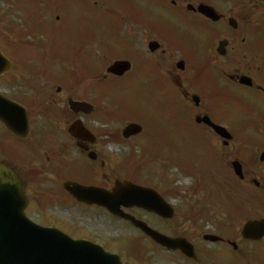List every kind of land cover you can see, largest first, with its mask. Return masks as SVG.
Masks as SVG:
<instances>
[{
  "label": "flooded vegetation",
  "instance_id": "obj_1",
  "mask_svg": "<svg viewBox=\"0 0 264 264\" xmlns=\"http://www.w3.org/2000/svg\"><path fill=\"white\" fill-rule=\"evenodd\" d=\"M69 1V0H68ZM157 2V19L159 23H172L177 26L178 23H183V20L190 21L195 19L201 23L205 20L201 18L194 10L186 9L188 5L196 4L200 0L193 1L189 0H155ZM37 4H43L45 6V13L41 14V17L46 21L52 18V14L55 16V20L61 22L62 24L70 21V17L67 16L68 12L71 10L69 5H64V0H38ZM161 3V5H159ZM54 6L56 11L53 8ZM60 12L64 13V17L60 15ZM192 15L189 17V15ZM145 12H141L143 16ZM224 22V21H223ZM221 22V23H223ZM187 31L192 27L184 24ZM57 30V28H56ZM67 34L69 31H73V28L66 27L61 30ZM38 33H45V29L39 30ZM155 33L150 36L146 41V49L150 42H153ZM144 38H148L144 36ZM165 39V38H164ZM160 36L159 50L155 52L147 53V55L155 62L160 65H167L165 58V52L168 44ZM173 47L177 48L179 51L189 52L186 47L194 45L195 42L200 45H205V51H211L214 48V42L212 45L208 46V37L206 33L195 34L192 39H184L182 36L180 39L178 37H171V39H166ZM245 44V40L242 41ZM183 44L186 46H183ZM248 45V44H246ZM233 46L230 45L229 49ZM41 69L44 66L49 65L46 62L39 63ZM260 70V68H259ZM258 70V71H259ZM166 78H171L176 83V91L173 93L169 90L170 96H172V101L175 102L184 101L182 106H186L194 111V106L192 104L195 97L199 98V102L211 103L214 99L213 89L205 87H199L197 84H190L188 87L182 82L181 76L176 75L174 71H165ZM239 76V75H238ZM241 76H248L246 74ZM256 79L253 81L254 84L251 89L247 92L242 93L241 99L244 103L250 105L255 111L252 117L254 122L244 125L243 129H237L241 125L231 124L226 126L227 130L232 134V141L227 147L223 145V139L217 136L210 127L200 126V128H187L191 125L192 117L189 115L186 117L183 127L185 129L179 131V141L178 144L187 148L192 152L193 166L184 171L179 164L173 162L172 164H166L164 169H159L155 171H134L126 169L127 172L123 176V180L126 179L132 183H136L142 187H147L153 189L158 193L161 198L169 203L174 211L175 217L186 216L192 217V229L185 231L183 228V220L179 219L177 221L179 225L178 232L187 233L188 238L195 240L193 243L196 248H199L200 264L204 262L209 256L208 250L204 249L202 245L207 246L212 251L213 255L216 257V262L224 264L231 262L234 259L233 254V243H242L241 233L235 228L240 227V215L237 211H231L223 215L224 218L219 217L222 220L216 222L215 220V207L211 206L207 202L206 197L198 198L200 193L215 194L217 198L228 197V196H242L248 192L253 193L257 196V199L264 203V161L261 162L260 155L264 152V76H254ZM21 81V79H20ZM238 79H236V82ZM23 82V81H22ZM236 85V84H235ZM229 88H234L233 84L228 85ZM25 91L28 89L27 84L23 82L20 90ZM46 91V90H45ZM50 90L45 94L35 95L33 97L34 106H37L39 113L45 114V117H41L42 122H40V131L38 132L39 138L43 140V146H47V140L52 139L50 134V129L54 127V130L63 137V140H58L56 142V147L53 148L54 151L51 154L53 161L59 163L63 157L64 160L69 162L72 160L71 154L74 153V149L80 147L78 152L82 153L85 157L88 156V152L92 151L96 154V160L93 162L95 166L89 172H83L84 175L88 176L91 174L96 181L89 182L90 185H97L110 189L112 187V181H114V169L110 167L107 163V159L110 158L109 154L105 152V145L101 142V138H97L92 144L90 141H75L66 133L68 125L78 119L79 115H75L67 111L68 100H73L75 95L73 91L62 90L61 88L55 89V93H49ZM157 92L160 96L164 95V86L158 87ZM14 95V94H13ZM170 97L169 95H165ZM171 99L168 98L167 101L170 103ZM201 100V101H200ZM78 101H85L79 99ZM86 102V101H85ZM231 107V106H230ZM220 105H212L208 111L210 116L215 119L213 112L219 110ZM82 116V115H80ZM62 123V124H61ZM54 124V126H51ZM220 125V122H219ZM251 147V148H249ZM86 148V149H84ZM174 156H179L180 152L178 150L172 149ZM40 155H37L34 159L37 160ZM184 158L189 160V155L185 154ZM47 161H50V157H47ZM99 162L103 167L108 166L106 171H101L97 169ZM236 162L242 168L241 179L234 175V168L232 164ZM174 166L182 171L184 177L175 180L169 176L168 171ZM65 172L68 170L65 168ZM95 176H94V175ZM103 182L107 184H100L98 179H102ZM179 180H191L193 182L189 183L187 186L178 185ZM85 182L87 180H84ZM207 185L204 187L203 184ZM131 212H138V210H132ZM169 222H162L165 228L168 227ZM218 236L219 241H214L209 243L205 240L206 236ZM240 262L245 263V258L242 254L238 255Z\"/></svg>",
  "mask_w": 264,
  "mask_h": 264
},
{
  "label": "water",
  "instance_id": "obj_2",
  "mask_svg": "<svg viewBox=\"0 0 264 264\" xmlns=\"http://www.w3.org/2000/svg\"><path fill=\"white\" fill-rule=\"evenodd\" d=\"M2 59L0 53V68ZM23 193L20 179L0 167V264H119L96 247L28 223Z\"/></svg>",
  "mask_w": 264,
  "mask_h": 264
},
{
  "label": "rangeland",
  "instance_id": "obj_3",
  "mask_svg": "<svg viewBox=\"0 0 264 264\" xmlns=\"http://www.w3.org/2000/svg\"><path fill=\"white\" fill-rule=\"evenodd\" d=\"M69 1L71 2V4H68V5L71 7V10L68 12L67 16L70 17L71 20L65 22L63 24V27L66 26V27L73 28V33H69L67 35H65L61 31L53 33L52 36L50 35L48 36L49 41H52V43L64 44V43H67L66 40L68 38H74V37H79V36H83L84 38L85 37L89 38L95 32L96 24L102 25L101 28L99 29L101 32V35H103L102 32L106 34V32H108V30L112 28L111 23H113L114 21L111 20L110 15L113 11V7L111 5L103 6L105 0H96V2L91 3V5L88 3L74 2L75 0H69ZM118 1H121V0H112L113 5L115 6ZM129 1L136 2L137 0H129ZM149 1L150 3H154L152 0H149ZM218 1L221 5V9H229V12L231 13V15L235 17L236 19H238V21L240 22L239 26L241 27L242 30H246L245 28H248V26L251 25V27L253 28H258L257 32H259L261 34V38L264 39V0H226V2L228 3H224L222 0H218ZM0 9L6 10L10 8H9V5H7L5 2L4 3L0 2ZM244 13L247 15H246V18L243 19L241 18V16ZM249 13L250 15H248ZM129 32L130 30L127 31V33ZM102 40H104V37H102ZM112 43L113 45H116V48H113V51L110 54L118 55V53H120L121 51L118 45H121V43L119 42L118 39L113 41ZM3 46L5 49L11 50L9 46L4 43H3ZM84 58L87 60H90V62H93V59L92 57H90L89 52H86V56H84ZM224 61L216 60L215 62L225 67L227 66V62L226 60ZM193 63L194 65L198 64L196 62H193ZM230 68L233 69L234 67L230 65ZM200 70H203V69H198L199 72ZM209 80L213 82L216 80V78H209ZM145 104L147 106H150L148 102H145ZM15 145H16V142L10 140L9 146L15 147ZM173 174L175 176L176 172L173 171ZM255 201H256L255 199L251 198L250 202L245 203L248 209L251 210L250 212H252V216L264 214V210H262L257 204V202ZM51 209L53 212V214H50L51 216L54 215L55 217H61L66 214V212L62 209L60 211H57L54 208H51ZM50 215H44L42 217H47ZM88 216L93 217L94 212L93 213L89 212ZM54 226L57 227V225H54ZM107 227L111 231L107 230L105 231L104 234H107V233L108 234L112 233V234L110 236L103 237L100 240L101 242H103L105 238H111L115 236L116 232L118 231V229L115 228L112 225V223H108ZM68 229L69 230L67 229L66 230L70 232H75L80 236H83L84 234L82 233V231L77 230L73 227L72 228L69 227ZM89 233H90L89 236H91L94 239L95 238L94 232L90 231ZM73 236L76 237L77 235L73 234ZM118 237H119V234H118ZM108 240L112 241L114 240V238H111ZM130 250L132 251L131 253L132 259L127 257L125 258V260L126 261L128 260L131 264H140V263L149 264V262L152 264H164L166 262L164 254H159L155 256V254H152L149 249L146 250L145 248H142V247H137V248L129 247L128 249L129 254H130Z\"/></svg>",
  "mask_w": 264,
  "mask_h": 264
}]
</instances>
